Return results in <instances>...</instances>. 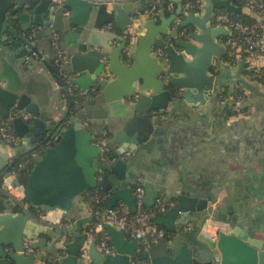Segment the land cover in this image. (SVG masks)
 I'll use <instances>...</instances> for the list:
<instances>
[{"label": "water", "instance_id": "water-1", "mask_svg": "<svg viewBox=\"0 0 264 264\" xmlns=\"http://www.w3.org/2000/svg\"><path fill=\"white\" fill-rule=\"evenodd\" d=\"M39 1L37 7L26 11V0H0V114L13 121L22 138V145L0 152V181L20 159L39 152L27 170L28 181L24 185L26 201L31 206L44 213L56 208L69 211L80 204L84 194L101 187L112 190L108 209L124 201L135 212L133 180L115 183L108 167L99 164L100 159L110 160L112 170L123 175L124 169L129 170L130 159L121 156L134 153L137 145L149 139L156 124L153 118L170 111L174 96L183 94L189 103H206L215 88L214 67L227 54L220 39L232 34L226 26L213 24L214 13L225 9L232 14H249L250 9L237 6L232 0H205L203 12L184 13L181 0H170L177 2V8L169 19L163 17V24L159 25L147 10L153 5L162 8L163 0H66L59 7H52V0ZM81 8L86 18L77 21L75 15ZM69 10L73 15L68 14ZM40 13L48 19H42ZM30 18L35 25L53 22L56 32L76 24V31H67L65 35H77L66 52L69 72L89 75L91 87L98 89L97 95L74 105L68 96L65 104L69 105L64 112L45 108L52 93L49 89H55L48 72L38 66L32 68L34 72H27L25 64L17 68L6 55L7 49L17 58L28 55L32 43L20 34L17 24L20 19ZM175 19L180 20L179 29L189 28L186 35H173L164 26ZM107 24H115L117 30L104 29ZM141 26L147 29L143 34ZM116 38L121 42L114 46L111 42ZM46 65L54 72L49 62ZM21 68L29 82L23 80ZM55 79L54 84L62 87L56 75ZM74 83H78L77 79ZM90 109H99V113ZM97 121L120 122L112 137L117 144L110 153H100L92 142L95 135L91 128ZM102 168L107 172L106 181L97 179ZM20 177L14 179L15 186L23 185ZM142 181L140 186L145 189L144 203L148 207H153L159 197L167 204L166 211L154 214L145 226H163L171 237H163L141 251L138 238H127L126 228L105 221L103 229L112 252H101L93 239L89 244L92 264H264V226L255 233L229 226L215 236L207 235L206 222L213 217L206 213L205 200L180 192L163 197V186ZM16 204L0 196V264H85L79 256L88 239V229L82 225L87 220L79 219L73 228L69 227L70 233L75 231L68 240L63 230L59 236H55V227L43 230ZM193 214L201 218L199 240L209 254L190 245L180 234L181 229L172 223L179 217L182 225L187 224ZM37 231L48 237H37ZM25 237L30 240L29 247L36 251L26 252ZM203 255L211 258L203 260Z\"/></svg>", "mask_w": 264, "mask_h": 264}, {"label": "crops", "instance_id": "crops-1", "mask_svg": "<svg viewBox=\"0 0 264 264\" xmlns=\"http://www.w3.org/2000/svg\"><path fill=\"white\" fill-rule=\"evenodd\" d=\"M196 1H199L202 7L206 3L205 0ZM39 2L38 0L32 8H28L30 5L25 6L24 10L34 9ZM163 2L174 5V9L160 11L156 17V22L159 25L163 24V17L170 18L176 9L175 4H177L170 0H163ZM26 4L29 3L26 2ZM68 14L73 15L71 10ZM39 16L42 19H48V16L43 13H40ZM85 18L86 12L84 8H81L75 15V19L82 21ZM179 21V19H175L170 22V25L164 26L173 35L178 33L181 36V29L178 28ZM109 25H105L104 29L117 30L115 24H111L112 28ZM23 26L28 29H23ZM17 27L20 34L31 41L32 46L29 47L37 49L41 57L39 60L31 61V64H27L25 56L17 58L11 49H7L6 55L10 63L17 68L25 64L27 68L25 66L24 69L26 70L38 66L48 72L47 75L52 81V83L50 81L51 87L55 89H49L52 93H49L50 91L40 92L42 95L49 93L45 108H52L54 112L59 110L64 112L68 108V104H65L68 96L65 95V92L62 93L60 85L54 84L55 70L51 71L46 62L55 68L54 60L60 53L59 51L63 50L66 55L67 49L72 48L69 44L77 39V35H70V37H68L69 34L65 35L67 31L75 32L76 24L68 26L62 32H56L53 22L48 25L45 23L35 25L30 18L20 19ZM141 27L143 34L147 29ZM120 42L121 40L116 38L111 43L115 46ZM68 65L70 66V63ZM253 67H264V52L255 53L250 59L233 62L229 61L226 56L218 59L214 67L215 88L206 103H189L183 94L174 96L170 111L163 112L160 116L153 118L156 124L149 139L137 145L134 153L129 156V170L124 169L123 175L116 174L112 170V166L109 165L111 161L107 160L106 167H108L110 175L115 177V183L127 180V178H131L133 182L142 183V179H144V181L163 186L164 189H160V195L163 197L167 195L172 197L180 192L200 199V201L205 200L206 213L208 212L213 217L206 222L207 226L204 231L207 235L215 236L222 227L228 228L229 226L238 227L249 233L260 230L264 226V83L255 80L250 75V69ZM24 69L21 68V74L25 77L23 80L29 82L30 79L27 78ZM30 71L34 72L35 69ZM69 73L72 75L73 81L77 79L78 83L75 85L78 88L87 89L93 83L89 75L79 76L72 72ZM225 90L227 92L223 93ZM88 111L99 113V109ZM84 112L86 114V111ZM93 125L96 133L109 134L108 142L111 148H115L117 142L112 137L120 122L97 121ZM18 136L20 137L19 134ZM21 141L18 146L22 145ZM6 151H10V147L0 142V152ZM105 174L106 177L104 178L103 175L102 181L107 180L106 171ZM121 177L124 178L121 179ZM20 178L25 185L28 175H22ZM102 190L108 197L107 199L112 196V190ZM0 196L14 204L17 203L7 192L0 190ZM119 203H123L129 209L124 201L117 204ZM16 207L24 209L19 203L16 204ZM26 211L43 230L47 231L50 227H55L58 229L55 236L61 235L59 231L63 230L64 236L68 240L73 237L75 231L72 230L70 233L69 227L73 228L79 219L87 220L82 224L87 229L93 225L94 220L93 211L84 198L66 215L60 208L46 213L40 211L36 214L31 213L28 209ZM196 217L193 214L188 223L184 225L181 224L179 217H175L172 223L181 229L180 234L184 239H187L190 245L209 254L207 247L199 240V227L202 221L200 217ZM63 220L67 221L65 226ZM37 232L36 236L39 238L48 237L44 232ZM127 238L133 237L127 232ZM6 249H11V246H7ZM34 251L36 250L34 249ZM209 257L211 258V256L206 258L203 255L201 259L205 260Z\"/></svg>", "mask_w": 264, "mask_h": 264}, {"label": "built area", "instance_id": "built-area-1", "mask_svg": "<svg viewBox=\"0 0 264 264\" xmlns=\"http://www.w3.org/2000/svg\"><path fill=\"white\" fill-rule=\"evenodd\" d=\"M65 1L66 0H52V7L62 6ZM181 1L183 3L184 13H188L190 11L200 13L202 10V4L199 1ZM245 1L247 2L245 7L250 9V13H253L254 11L258 20L248 23L242 19H234L227 11L219 10H216L212 18L214 25H223L232 31L231 35L220 39V42L227 49V59L231 62L241 59H250L253 55H255V53L264 52V7L261 5V8H258L256 0ZM26 6H29V4H26ZM164 9L173 10L174 5L165 4L162 8L157 5H153L147 10V14L149 16L157 17L160 10ZM109 27L112 28L113 26L110 24ZM233 31H236V36H234ZM180 32L181 35H186L188 33L186 28H181ZM59 52L60 53L54 60L55 69L58 71L61 80L65 83V95L69 96L73 103L78 104L80 99L77 98L76 85L73 81L72 75L69 73L68 64L70 62L68 56L65 55L63 50ZM245 54L246 56H244ZM40 57L41 55L38 51L29 47V54L26 56V63L31 64V61L39 60ZM80 94H82V100L92 98V95L88 92V90H82ZM20 141L21 138L18 136L14 124L0 117V142L10 148H14L20 144ZM92 142L98 147L100 153H110L112 151L107 137L103 135L94 136ZM129 156H131V152H126L121 156V158ZM38 157L39 152H34L31 156L24 158L23 161H18V163L13 165L8 170L0 181V190L7 192L11 198L15 199L21 207L26 210L29 209L30 204L26 201L25 186H15L13 181L17 176H20V172L24 167L28 166L30 163L32 164V162H34ZM101 159L103 161L106 160V158ZM100 165L104 166V164ZM97 179L102 181L103 175L98 173ZM134 184L135 186L133 191L137 201V211L134 215H130V210L123 203H119L111 209L106 208L105 210H101L97 208L93 211V217L99 220V222L96 223L95 226L89 228L88 239L80 252L79 258L84 261L85 264H92L89 257V244L90 241L95 239V233L101 231L105 221H110L118 227L126 228L127 232L132 237L138 238L141 242H146L147 248L158 242L159 239L166 237L167 230L164 228L154 224H148L145 226V223H149L154 214L166 211L167 208L162 198L159 197L153 207H147L148 209H146V204L144 203L145 189L140 186L139 181H135ZM96 197V202L101 203L106 196L101 197L96 195ZM61 211L64 215L68 213V210L65 209H61ZM222 229L227 231L226 227H222ZM29 243L30 240L25 238L24 244L26 246V252H34V249L29 247ZM98 247L99 250L105 254L112 252V245L106 235L100 237Z\"/></svg>", "mask_w": 264, "mask_h": 264}, {"label": "trees", "instance_id": "trees-1", "mask_svg": "<svg viewBox=\"0 0 264 264\" xmlns=\"http://www.w3.org/2000/svg\"><path fill=\"white\" fill-rule=\"evenodd\" d=\"M193 2H196V0H192ZM26 2L27 3H29V5H30V7H28V8H32V7H34L36 4H37V2H38V0H26ZM232 2L235 4V5H237V6H239V7H245V5L247 4V2L244 0V1H242V0H232ZM256 3H257V7L258 8H261L260 6L262 5L263 7H264V0H256ZM176 5V8H177V5L178 4H175ZM27 7H26V9H28ZM24 9H25V7H24ZM165 10V9H164ZM255 10H258V9H255ZM161 11V10H160ZM219 11H226L225 9H219ZM227 12H229V11H227ZM230 13V15L234 18V19H242V20H244V21H246V22H248V23H251V22H254V21H256V20H258V18L256 17V15H255V13H254V11H253V13H249V14H246V13H243V12H238L237 14H232L231 12H229ZM187 32H189V28H187ZM233 34H234V36H236V31H233ZM34 50H36L37 51V49H35L34 48ZM40 54V53H39ZM126 55H127V53H126ZM244 56H246V54L244 55ZM227 57V56H226ZM54 68V67H53ZM54 70H55V73H56V76L60 79V81H61V84H62V87L60 88V90H62V93H64L65 91H66V88H65V83H64V81L63 80H61V77H60V75H59V73H58V71L54 68ZM250 75L251 76H253L254 77V79L255 80H258V81H260V82H264V67H253V68H251L250 69ZM82 90H88V92L92 95V97H94L95 95H97V93H98V89L97 88H93V87H88L87 89H83V88H78V87H76V95H77V98L78 99H80L79 101H81L82 99H81V97H82V94H80V92L82 91ZM227 92V90H225V91H223V93H226ZM63 96H64V94H63ZM66 96H64V98H65ZM66 99V98H65ZM75 103H73V105H74ZM68 105H69V103H68ZM1 117V116H0ZM2 119H5V120H8V121H10L12 124H13V122H12V120H9V119H6V118H4V117H1ZM92 130H93V133H94V135L95 136H100V135H103V136H105V137H109V134L108 135H105V134H102V133H96L95 131H94V129L93 128H91ZM24 160V158L23 159H20L19 161H23ZM105 162V163H104ZM106 162H107V159L105 160V161H103L102 159L99 161V164H104V167L106 166ZM32 163H34V162H32ZM31 166V163L28 165V166H26V167H24L22 170H21V172H20V176H22V175H26L27 174V170L29 169V167ZM98 173L99 174H102V175H104V178L106 177V174H105V170H104V168H102V169H100L99 171H98ZM96 195H99V196H101V197H103V196H105V193L103 192V190H102V188L101 187H98V188H96V189H93V190H91L90 192H88L87 194H84L83 195V198H84V200H86L87 202H88V204H89V207L91 208V210L92 211H94V210H96L97 208H99V209H101V210H105L106 208H107V201H108V197H105V199L101 202V203H97L96 202V199H97V197H96ZM162 198V197H161ZM162 200H163V202H164V204H165V206H166V208H167V204H166V202L164 201V199L162 198ZM148 206L146 205L145 206V208L146 209H148L147 208ZM21 210V209H20ZM31 213H33V214H36L37 212H40L41 211V209L39 208V207H35V206H31L30 205V207H29V209H28ZM137 211V210H136ZM136 211L135 212H132L131 210H130V215H134L135 213H136ZM101 221V220H100ZM99 222V220H97L96 218H94V220H93V225H91V227H93V226H95L96 225V223H98ZM66 223H67V221H65V220H63V225L65 226L66 225ZM104 224V223H103ZM90 227V228H91ZM89 230V229H88ZM129 234V233H128ZM105 236L106 235V232L104 231V229H102L100 232H98V233H95V239L97 240V242H99V239H100V237L101 236ZM166 237H171V234L169 233V232H167V234H166ZM110 240V239H109ZM111 243V242H110ZM147 248V243L146 242H142V244H141V251H143V250H145Z\"/></svg>", "mask_w": 264, "mask_h": 264}, {"label": "rangeland", "instance_id": "rangeland-1", "mask_svg": "<svg viewBox=\"0 0 264 264\" xmlns=\"http://www.w3.org/2000/svg\"><path fill=\"white\" fill-rule=\"evenodd\" d=\"M264 83V82H263Z\"/></svg>", "mask_w": 264, "mask_h": 264}]
</instances>
